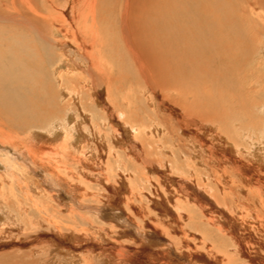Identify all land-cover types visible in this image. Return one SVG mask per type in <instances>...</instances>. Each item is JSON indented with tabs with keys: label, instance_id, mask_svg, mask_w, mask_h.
I'll use <instances>...</instances> for the list:
<instances>
[{
	"label": "rangeland",
	"instance_id": "rangeland-1",
	"mask_svg": "<svg viewBox=\"0 0 264 264\" xmlns=\"http://www.w3.org/2000/svg\"><path fill=\"white\" fill-rule=\"evenodd\" d=\"M3 1L0 0V13H2L1 10H7L10 5L9 0ZM14 2L16 4L18 2V6L20 5L37 21L39 20L40 33L47 42L44 44L48 48L46 53L52 54L55 61L62 55L69 56V50L65 45L54 41V38H61L63 42L68 43V39L64 41V35L55 32L53 30L55 26L52 25L55 23L70 25L67 11L71 9L73 0H14ZM96 3L98 4L97 17L99 15L101 17L97 18V24L103 25L99 28L100 30L103 28L101 32H104L108 41L111 42L112 34H118V25L109 20L108 13L118 9L121 0H96ZM229 3V6H232V12L226 19H230L229 22L234 20V24L235 22L237 24L236 40H241L244 36L243 39L250 41L254 32L262 47H257L256 43L251 46V43L247 42L250 44L247 45L249 46L247 49L239 51L235 49V53L240 54L241 51L244 55L250 53L251 57L247 65H250L253 70L255 67L254 74L260 70L264 71V10H262L264 2L253 5L255 17L253 11L248 10L247 5L245 8L248 11L243 9L245 3L239 5L238 0H227V4ZM53 13L56 15L54 16ZM101 13L107 18H102ZM251 14L254 19L249 22ZM54 17L59 21H56ZM66 20L69 23H64ZM52 21H54L53 24H51ZM1 22L0 20V26L6 24ZM114 25L117 28H114ZM241 30L243 35L238 36ZM76 42L78 44L79 40ZM76 42L72 43L76 44ZM122 45L120 42L119 53L127 60L128 54L125 46ZM106 49L102 47V54L104 53V60L110 63L111 57L107 56L110 55L107 54L110 49ZM250 66L246 68L251 69ZM67 68L68 66L65 65L61 69ZM80 69L78 74L83 76L84 73H80ZM115 71L117 70H114L113 74ZM232 72H230L232 75L239 73ZM93 73V76L99 79L96 73ZM249 77L244 80L243 74L240 76L238 74L234 80L236 85L240 86L243 83L241 85L243 91L250 90L251 87L257 89L261 83L264 84V79L257 81L256 76ZM112 82L103 84L105 87L109 85L107 86L109 90L101 86L104 92L99 96H101L100 102L103 107L96 106V103L92 105V97L82 93L84 105L82 104L83 107H81L79 106L81 104H78L77 107L82 108V114L88 117L86 121L83 120V123L78 125V130L83 135L82 137L69 135L65 148L60 147L62 143L60 135L63 133L66 136L65 130L73 128V125L76 126L83 119L78 109L74 112L69 110L73 114L70 117L65 116L68 110H59L55 113L57 117L53 116V119L48 120L44 125L46 128L44 126L35 128V130L40 128V132L46 130L45 132L50 135L57 131L56 134L60 136L57 135L58 138H56L59 148H52L54 143L49 137H45L42 148L43 150L51 148L57 152V155L49 156L54 157V161L56 158L60 160L57 165L61 166H57L56 172L65 178L66 183L69 182L70 189L78 187L79 196L73 197L63 193L61 187L50 180L51 177L47 173L34 166H31L30 173L34 177L33 184L38 185H31L34 196L27 198L24 193L15 192H12V196L10 188V190L5 189V192L0 189V210L1 212L11 211V213L0 214V264H72V260L74 261V258L79 255L82 264H264V233H262L264 224L259 227L250 218L252 215L259 214L260 219L264 220V217L260 215L264 213L255 210L257 205L253 206L256 196L264 202V88L252 98L254 106L243 112L240 118L232 114L230 117L224 116L223 120L208 116V108L201 106L200 103L198 107L191 101L190 96L183 93V88L165 86L150 80L146 86L150 84L153 92L143 95L142 90L146 88L144 81L138 84L126 83L123 88H118V83ZM114 84L116 87L113 86ZM83 89L82 87L79 90L83 91ZM179 96H183V100L178 99ZM111 98L113 102L110 101ZM109 104L114 109L113 112ZM238 105L237 108L240 107ZM228 110L230 108L225 111ZM7 116V113L2 112L1 122L7 120L9 118ZM121 116L125 118L124 121ZM119 119L130 131L128 135H123L125 142L121 145L116 144L118 139L111 135L112 130L118 133L121 131L116 123L120 121ZM129 125L132 128H129ZM4 127L6 128V125L3 122L2 128ZM7 127L11 130L17 129L16 125L9 120H7ZM23 132L26 130L18 131V133ZM23 135L20 134V136ZM225 142H229L232 149ZM254 149L258 150L259 157L251 156L250 152L252 153ZM244 177L248 181L244 180ZM106 186H110L111 194L108 193ZM240 187L244 188L246 193L245 190L241 192ZM107 194L117 207H114L112 203L110 205L113 207H108ZM163 196L167 199L165 200ZM161 197L165 207L156 201L161 200ZM5 203L10 207H7ZM65 204L69 206L67 209ZM21 205L24 206L23 209ZM118 210L123 211L125 216L130 218H127L126 222L121 221L116 216ZM116 223L122 227L117 228ZM253 224L256 228H253ZM258 227L261 232L257 229ZM68 228L75 229L74 233L81 238L64 240L56 235L61 230H64L61 233L70 232ZM118 231L123 232L118 234Z\"/></svg>",
	"mask_w": 264,
	"mask_h": 264
},
{
	"label": "bare ground",
	"instance_id": "bare-ground-1",
	"mask_svg": "<svg viewBox=\"0 0 264 264\" xmlns=\"http://www.w3.org/2000/svg\"><path fill=\"white\" fill-rule=\"evenodd\" d=\"M9 2L10 5L8 6L7 10H1L2 13H0V20L6 23L5 25L0 26V114H2V112L7 113V117H9L7 120L13 122L16 125L17 129L11 130L10 127H7L6 119L3 121L6 125V128H2L3 122H1L0 120V189H2V191L10 188L11 190H9L11 191V194L12 192L19 194L24 193L27 198L29 196H34L31 185L38 186L37 183L33 184L32 179L34 177L33 175H30L32 168L31 166H34L38 167L42 172L47 173L48 176L51 177L50 180L55 181V184L61 187L60 189H62L63 193L73 197L79 196L77 189L78 187L76 186L73 189H70V186L68 184L69 182L66 183L65 178L61 174L56 172L57 166H61L57 165L60 163V160L56 158V160L54 161V157L52 158L49 156H55L57 155V152L53 151L51 148V150H43L42 148L43 144L45 143V137H49L53 140V149L59 148L57 146L56 140V138H58V134H56L57 131L54 134L50 135L45 132L46 130L40 132V128H37L38 130H35V128L37 126H44L48 120L53 119V116L57 117V114L55 115V113H57V111L59 110H68L67 112H65V116L70 117L73 116L72 112H74L75 109H78L83 119L80 120V122L76 126L73 125V128L65 130L66 136L63 133H61L60 135V139L62 142L61 144L59 143L60 147L63 146L65 148V144L67 143L66 139H69V135L73 134L78 137L83 135L82 132L78 130V125H80L83 120L86 121L88 117L82 114V108L80 109L79 107H77L78 104H81L79 105L81 107H83L82 104L84 105V101L82 99V96L84 95H82V93H84L85 96L89 95L90 97H92V105L96 103V106H101V96L99 95L104 92L103 90L107 86L109 87V85L105 87L103 84L112 82L111 80L114 81L112 83H118V88H123V85L126 83L132 84L134 82L138 84L140 81H144L145 84L144 82L142 83L146 86V84H148L147 82L150 83V80L152 82L156 81L158 83H162L165 86L167 85L174 86L175 88H183V93L190 96L191 101L196 103L198 107L200 106V103L201 106L203 105L208 108V116L215 119H223L224 116L228 115L230 117L232 114L237 115V117L240 118L241 115L244 114L243 112L248 111L249 107L254 106L252 98H254L256 94L264 88V84L261 83V85L257 87V89H254L250 86V90L245 89L243 91V89H241V85L243 84L242 81V84L240 86L236 85V81L234 80V78L237 77L238 74L239 76L243 74L244 80H247V78L252 75L256 76L255 78L258 79L257 81H261L262 79H264V71L260 70L259 72L257 71V74H254L253 71L255 70V67L253 70L250 65H247L250 61V53L246 54L245 52L246 55H244L243 51H241L240 54L238 52L235 53V49L237 51L247 49L249 47L247 45H250L247 42L251 43V46L254 43H256L257 47H260V45L258 43V38L255 37L256 34H254V32L251 35L252 40L250 41L243 39L244 36H242L243 38L241 40H236V35L238 33L236 27L237 24L236 22L234 24V20L232 22H229L230 19H226V17H229V14L232 12V6H229L230 3L227 4V0H121L119 8L114 9L110 13H108L109 20L111 19V21H113V24L118 25V28L115 27L116 25H114V28L118 29V34H112L113 37L111 39V42L108 41L109 39L106 38L105 33L101 32L103 28H101L100 30L99 26L102 24H97V18H101L100 15L97 17L96 13L97 5L99 4V2L97 4L96 0H73L71 9L67 11V15L70 18V25H58L56 23L55 25H52L55 26V29H53L55 30V32L64 35V41L66 38L68 39V43H66V41L63 42L61 38H54V41H56L57 44L62 43L63 45H65L67 50H69L70 56L69 57L67 55H62L56 61L53 58L52 54L46 53L48 51V48L47 46H44V44H47V42L46 38L40 33V29L38 27L39 20L37 21L35 18L29 15L27 11L20 7V5L18 6V2L17 4L16 2H14V0H9ZM238 2L239 5H243V3H245L243 5V9H246L245 6L247 5L248 10L253 11V9L255 8L253 7V5L255 3L260 4L264 1L238 0ZM231 4L235 5V3L232 2ZM236 7H238V5H236ZM262 8V10H264V4L262 5ZM248 10L246 9V11ZM252 13L254 14L255 11H253ZM53 15L55 16L56 14L53 13ZM258 15L260 16L261 14ZM101 16L104 19L107 18L106 16L102 15V13ZM260 18L261 17H259V19ZM61 19L65 20V18ZM252 19L254 18H252L251 14L249 22H251L250 20ZM2 22L1 24H4ZM53 22L54 21H52L51 24H53ZM64 23L69 22L66 20V22L64 21ZM253 26H255V24H253ZM53 30L52 32H54ZM52 32L50 33L52 34ZM117 32L115 31V33ZM245 33L244 35L246 36ZM241 34L243 35L242 30L239 32L238 36H240ZM246 38H248V36H246ZM76 40H79L78 44ZM72 42H76V44H73ZM120 42H122L127 51V60L124 58V56L122 57L121 53H119ZM102 47L103 49H110L109 53L105 51L107 54H110L107 55L111 57L110 63L104 60ZM60 49L63 50L64 48ZM65 65H67L68 68L66 70H62L61 68ZM113 66L115 68H113ZM246 66H250L251 69L246 68ZM80 68H82L83 70H81ZM79 69L81 70L80 73H84L83 76L78 74ZM127 69H129L130 71H126ZM230 69L239 73L236 75H232L233 72ZM114 70L117 71H115V73L113 74ZM229 71L232 72V74H230ZM93 72L96 73L99 79L93 76ZM239 79L240 78H238V80ZM115 84L113 86H115ZM101 86H103L104 89ZM82 87L84 88L83 91H81L82 89L79 90ZM108 87L107 89L109 90ZM107 89L105 93L106 98L108 99ZM151 90L152 87L149 84V86L147 85L146 88L142 90V94H149L150 92H153ZM108 93L110 95V91ZM111 94L113 95V93ZM182 97L179 96L178 99L183 100ZM110 101L113 102L112 98L110 99ZM149 103H151V101ZM239 103H241V105H238ZM106 105L104 107H106ZM237 105L240 107L237 108ZM109 106L111 105L109 104ZM101 107H103V105ZM229 108L230 110L225 111ZM84 109H86V107H84ZM110 109L112 112L114 111L112 106ZM69 110H72V112ZM60 112L62 113V111ZM123 115L125 116L124 113ZM121 118L123 117L121 116ZM124 119L125 118H123V121ZM121 121L122 120L116 122L121 131H119V133L113 130L111 131V135L113 134V137L118 139V142L116 143L118 145H121L123 144L122 142H125V137L123 135H128L127 133H130L125 124L122 125ZM48 126L50 127V124ZM130 127L131 126L129 125V128ZM44 128L46 127L44 126ZM22 130H26V132L18 133V131ZM20 134L24 135L20 136ZM148 138L150 137L148 136ZM225 143L232 149L229 142ZM257 152L258 150L254 149L252 153L250 152V154L251 156L259 157V152ZM236 167H238V165ZM108 171H110V169ZM244 178V180L247 179L246 177ZM103 179H105V177ZM73 181L74 180H72V182ZM106 188L108 190V193L111 194L112 191L110 190V186H106ZM244 190V188L240 187L241 192H243ZM257 194H259V192H257ZM21 195L23 196V194ZM172 196L173 195H171V197ZM163 198L161 197V200H156L157 203L163 204ZM164 199L166 200L167 198ZM254 199L255 200L253 201V206L255 207L257 205V209H254L256 211H261L264 213V202L259 199L258 196H256ZM106 203H108V207L111 206L110 203H112L114 207H117V204L110 199L109 195L108 201ZM23 205H21L22 209L24 208ZM65 206L66 209L69 207H67L66 204ZM163 206L165 207L164 204ZM7 207L10 206H8L7 204ZM97 209L98 208H96V210ZM117 209L118 208H116V210ZM182 209L183 208H181V210ZM1 213H11V211L1 212L0 210V214ZM98 213H100V211ZM117 213L118 214L116 216L121 221L126 222L127 218H130L129 216H125L123 211L118 210ZM260 215L264 217V214L260 213ZM98 217L100 218V216ZM250 218L253 220V223H256L257 226L259 225V227L261 224H264V220L260 219L259 214L256 216L252 215L250 216ZM228 220L232 221L230 219ZM51 222L53 223L54 221ZM249 225L252 226V224ZM255 225L253 226V228L255 227ZM52 226L54 227L53 224ZM134 226L136 227V229H138L135 223ZM116 227L118 228L122 226H120L119 223H116ZM259 227L257 229L260 231ZM68 229V231L70 232L67 231L68 233H61V231H64L61 230L56 233V235H58L60 238H63L64 240H69V238H72L74 240L78 239V237L81 238V236H76L78 234L74 233L75 229ZM262 230L264 231V229ZM122 232L118 231V234H122ZM89 234L91 233L89 232ZM238 251L237 253H240ZM68 256H70V254ZM80 263V255L79 257L74 258V261L72 260V264Z\"/></svg>",
	"mask_w": 264,
	"mask_h": 264
}]
</instances>
